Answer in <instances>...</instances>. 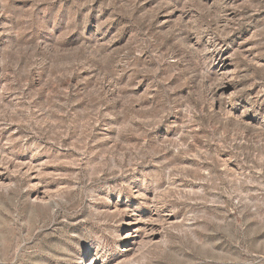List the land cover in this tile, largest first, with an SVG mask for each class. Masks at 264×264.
<instances>
[{
  "label": "rangeland",
  "instance_id": "obj_1",
  "mask_svg": "<svg viewBox=\"0 0 264 264\" xmlns=\"http://www.w3.org/2000/svg\"><path fill=\"white\" fill-rule=\"evenodd\" d=\"M208 37L246 52L231 99L243 123L208 108ZM261 117L264 0H0V264H84L96 243L118 253L91 192H124L137 165L156 171L149 194L178 223L131 264H264ZM29 163L44 165L38 186L18 172Z\"/></svg>",
  "mask_w": 264,
  "mask_h": 264
},
{
  "label": "bare ground",
  "instance_id": "obj_2",
  "mask_svg": "<svg viewBox=\"0 0 264 264\" xmlns=\"http://www.w3.org/2000/svg\"><path fill=\"white\" fill-rule=\"evenodd\" d=\"M215 26L216 30L221 28L218 25ZM226 28V25H224L223 29ZM211 41L210 37H208L206 40V46H203L204 53L208 55V60L213 65L211 70H206L207 75L209 74L210 76H213L212 83L209 85L206 92L207 98L209 99L208 108L212 111L217 110L221 112L223 116L234 117V119H236L239 123H243L245 121V113L244 111H237L238 109H233V106L231 107V99L236 95L234 88L237 71V68L235 67V58L237 56H244L247 58L246 52L242 50L244 48L240 45L228 48L219 43L217 44L216 40H213V42ZM219 61H221V64L218 67H215V63ZM250 61L251 59H249V62ZM206 79L208 80L207 77ZM255 125L258 130L264 133L263 117L256 121ZM175 148L176 152L181 154L182 150L180 149V146L178 147V145H176ZM3 166L4 164H0V171L2 169L9 168L8 166H6L7 168H2ZM17 168L18 172L23 175L30 174L33 186H38L37 184L43 182V164H39L38 166H31V164H19ZM151 168H144L143 166L140 167V165L135 166L133 169L135 176L122 181L124 184V192H122L120 186V189L110 187L108 186L109 183H105L104 187L98 191L91 192V195H94L96 199H99L102 202V209L107 214H110L115 218L117 224L116 233L114 232L115 238L118 241L123 242L124 246L119 250V252L117 251L118 253L113 256H109L106 254V251L102 249L100 243H96L94 245L92 244L93 246L91 245V248L88 249V252L92 253V256L84 264H131L134 254L137 251V248L140 247L139 244L143 238H148L153 241L155 233L157 232L156 230L161 229L162 226H170L178 223L177 217L173 214V212L165 205H161L160 202L157 203L154 196H152V193L149 194V189L151 188L150 185L153 187L152 184L157 179L154 175L156 171ZM0 175L2 176L1 172ZM96 175L97 179H100L101 174L97 173ZM4 179L8 180L9 177H4ZM3 184L4 183H0L1 186ZM126 191L129 194L128 196ZM63 192L62 188H58L54 192L52 190V193H49V191L48 193L43 191L39 192L38 190L35 191L32 196L29 195V202L32 205H43L50 202L54 197H61ZM91 198L94 197L92 196ZM124 228L127 230L123 231ZM81 264H83V261Z\"/></svg>",
  "mask_w": 264,
  "mask_h": 264
}]
</instances>
